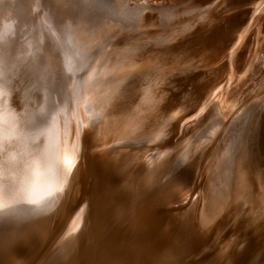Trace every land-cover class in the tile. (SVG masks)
Masks as SVG:
<instances>
[{"label":"rangeland","instance_id":"rangeland-1","mask_svg":"<svg viewBox=\"0 0 264 264\" xmlns=\"http://www.w3.org/2000/svg\"><path fill=\"white\" fill-rule=\"evenodd\" d=\"M15 1L17 5L19 4L18 5L19 7H16L17 5H15L16 3H14ZM190 1H193V0H190ZM211 1L212 3L210 4L208 3L205 6L206 8L204 6L200 7L199 5V7L198 6L194 7V10L191 9L190 10L191 12L189 10H185V11L181 10L182 12L181 11L179 12L178 11L179 9H175L174 12L173 11L171 12L172 10L171 8H168L166 10L168 13L164 11V13H166L167 15L172 14V16H167V15L164 16V14L160 12L162 11L163 7L162 9L157 7L156 8L157 11L156 10L154 11L156 12V14L160 15L159 18H158L159 15H156V14H154V16L152 17L151 16L149 17L148 14L152 12V9H149L151 10L150 12H146V9L149 8V5L148 3H143L140 6L143 7L145 5L144 7H146V8L143 7L145 9V12H143L144 15L139 14L141 17L138 16L139 17L138 20H133V21L130 20V24L127 26H130L132 28L130 30L126 28V30L128 31H125L126 33L129 34L128 36L124 32L120 33V36H119V39H122V38L126 39V37L130 36V40H131L130 44H126V46L123 45V47L121 46L124 57L128 59H125V58L121 59V57H117L116 55H111V57L107 55L106 58L96 60L94 63L95 68L93 66V69L89 72V74L92 76V78L91 77L88 78L89 86H88L87 93L89 94V96H86L87 94L85 95L86 97H83V95H81V98L77 102V105H75V108H73V104L70 103V99H69L70 96L65 98V110L66 111L65 110L63 111L65 112L63 114V117L62 115H60L61 112H58V114L56 113L54 115L52 126L54 129L57 128V130H55V132L56 131L57 132L54 134H56L58 139L60 138L59 144L62 142L61 148L59 147V150H58L59 152L58 157L60 159L58 161L61 163V166H59V169L63 170L66 167V165L65 164L62 165V163H64V161L67 163L68 160L71 159L69 165L67 163L68 169L65 170V173L66 171L68 172L67 173L68 176L67 177L64 176V179L62 178V180L60 181L61 184H59V187H58V190H60L61 192L58 196L59 202H57L52 207L53 210L52 208L49 207L48 209L49 212L48 210H46L45 212L43 211L40 215V218H42V220L40 221V223L37 224L36 226L37 228L34 226L35 227L34 232L36 233L37 237H40L41 240L43 241L45 240V237L47 238L50 236L49 237L50 239L48 240V242L46 241L47 243L44 246L43 251L38 255V259L34 261L32 264H49L51 262H52L51 264H87L89 263L90 261L88 262V257L86 255V252L83 246H85L84 243L88 241L87 240L88 235L90 236L92 235V231H91L92 228H96L97 230H100V232H102V235L100 238L97 237L99 238L97 242L96 236L98 235H95L96 229L93 231L92 237H94V239L92 240L90 246L94 248H92L93 251L91 252V256L96 255V253H98L97 251V247H98L100 248L99 251H104L110 257H115V259L123 258V261L121 262V264H136L134 260H136L138 257L140 258V260H139V263L137 264H160L159 257L157 261L154 260V257L152 256V253H153L152 250L150 251L148 250L143 255L139 254V250L137 246L141 245L142 247H144L147 244V241H145V239L138 237V235L134 233L133 228L131 230H127L129 226V222H130L129 216L132 215L133 212L138 207V206L135 207L133 203L134 200L137 201L138 199H135L136 197H133L132 195H130V191L132 190V187H133L132 181L136 178V177L133 178V176H131L130 174L131 172L116 170V172L118 171H121V172L115 174V176L112 175L113 174L112 172L107 177L108 178L107 181H106V177L103 175L99 176L97 174L98 176H96V172L94 171L93 163L90 158V157L94 158L96 156V153H95V156L92 155L95 150L92 148L93 146L92 144L94 142H90L91 143L90 146H88V143L85 146L87 153L83 159L84 162L81 165L82 166L81 175L78 174L79 175V179L77 178L78 181L75 182L74 184H71L72 175L70 176L71 174L70 170L72 171L74 170L73 169L75 165L74 163L78 161L76 158V154L77 155L79 154L78 147L81 141V134H82L81 131L82 130L85 131L84 126L87 124L86 126L88 127V130H86V132L89 131L90 133L91 132L90 128L94 127L93 129L96 130V127H97L96 125H98L101 122V121L95 122L94 120L95 117L98 118V116L95 115L94 117L92 115V113L94 114V112L96 111L95 109H98L99 112L103 114L105 113L109 114L111 116L110 121L112 122L113 126H115V124L119 125L120 123H122L123 125H126L125 119H129L128 124L132 122V126H130L131 127L130 131L131 130L133 131V129L136 127V129L133 132L131 131L132 142H130L131 143L130 146L132 147V150L133 151L136 149H139L140 151L141 149H143L144 151L150 150L148 152H151V155L154 154L153 156H155V158L156 157L158 158V159H155L154 161L151 160L150 166L152 168V171L143 177H139V180H138L139 182L135 183V184H141L140 186H142L141 192L137 190L138 188H136V186H134L135 187L134 190L136 194L139 192L140 193L145 192V188H144L145 184L147 186L146 187L147 192H149V190L152 191L153 189L157 188L158 186L157 183H154V184L152 183L153 179L155 178L154 173H157L156 172L157 170H161V168L164 169L169 166L173 168L179 167V168H182L183 170L186 169L185 176L188 177V183L186 182L184 184L183 188L185 189H180L181 191L179 192L181 194V197L179 196L175 198V200L177 201L171 200L170 205H169L170 209L168 210L166 209L165 212H167L168 215L175 216L178 219L180 218L184 220V218H187L190 221L189 223L192 224L191 227L194 228L195 231H198L200 229L201 232L208 233L210 230H213V233H212L211 239L209 240L210 242L208 240H207L208 242L203 241L205 244L202 242L200 245L196 247H191L190 253H186L183 257H180L181 260L183 261L185 260V264H200L203 261H204V264H223L224 260L222 258L217 259L216 254H215V250L219 249L220 245L221 246L227 245L228 241L229 242L234 241L233 246L229 245V249L228 251H226L227 252L226 257L228 258L231 255H235V253H233L235 251V248L236 250L242 249L241 248L242 244L239 243L240 240H243L244 238L252 239V235H254L255 237H259L260 235H257V234L259 231H262V230H263L262 235H264V139H263L264 138L263 137L264 135V128H263L264 127V75H263L264 68L262 69V67H264L262 66L264 65V48H263L264 47V20H262L264 19V7L261 10L260 8L256 10V13L254 15L255 17L253 16L251 17V19L248 20L246 16V11L252 8L253 5L254 6L257 5L258 7L264 6V0H244V1L243 0H236V1L235 0H222V2H220V0H211ZM46 2L47 1H45V3ZM23 3L25 4L29 3L33 6H37V3L34 2V0H29V1L24 0V2L23 0H8V1L0 0V18H1L0 26H2L6 21L5 23L6 25L4 24V28L6 29L7 27L6 30L3 27H1L0 30H2V32L0 34V38L1 40L5 39L3 37H6V40L8 39L7 42H5V44L9 42L8 47H6V49H4L5 51L3 52L4 58L1 57L2 60L0 61V62L6 61V63L4 62L5 66L0 65V70L2 71L0 72V78H1L0 82L2 83V85L5 80L7 81L9 80V76H11L12 74L15 75L17 73L16 71L19 70L18 62L20 61V57L18 58L14 56V55H17L16 53L17 47L15 48L16 50L15 49L12 50V47L15 45V42H17L18 39L19 41H21L20 38L22 39V41L25 39H28L29 41H31L30 39H33L34 37H38V36L40 37L39 30H42V29L45 30V25L43 24L42 26L40 23L34 24L33 27H29L30 24L27 25L24 20L21 21L23 22V24L21 25H18L16 23L17 19L14 17L12 18V16L17 15L19 14V11H22ZM167 5L169 4H166V6ZM80 6L82 9H88L89 11L95 12L97 15H102V14H99V11L101 12L106 11L104 10V7H101L100 5L97 6V4L95 5L94 0H83L81 1ZM127 6L129 7L132 5H126L125 7ZM1 9L3 10L2 12H1ZM12 9L13 10L17 9L19 11H15V10L13 11ZM56 10L57 12H53V11L51 12L50 6H47L46 4V8H44L43 10L44 17L46 13L48 15L54 14L53 15L54 20L57 21V22L55 21L54 23L60 26V27L58 26V28L61 31L69 30L71 26H70V23L68 22L70 21H67V20L63 21V19L66 18L68 14L64 13V15H62L61 13L65 12L64 10L61 11L59 10V8H57ZM196 10L199 12H197ZM210 10H213V12L212 11L209 12ZM191 13H194V14H191ZM214 15L215 17H217L218 15V17L215 18ZM180 16H182L183 18ZM162 17L163 19L169 18V17H172L173 19L169 18V19H166V21H163ZM174 17L177 19L174 20ZM231 18H234V19L236 18V19L235 20L233 19L234 20L233 23H229V25L226 26V24H228V21L232 20ZM78 19L79 21H82L81 18H78ZM190 19L193 21H191ZM179 20L181 23L179 22ZM226 21L227 23L225 24ZM183 24L185 27H183ZM196 24H198L197 27L199 28L196 27ZM220 24H224V25H220ZM243 24L245 25L243 26ZM192 25H193V28L191 29ZM221 27H223V29ZM259 28H261L260 31H259ZM214 29H216V31H214ZM224 29H225V32L227 33L223 31ZM239 29L244 30L243 35L240 34L241 31ZM174 30L176 31V33L180 32V35L179 34L176 35ZM183 30L184 31L186 30V32L184 33ZM190 30L191 32H189ZM208 30L211 32H209ZM217 30L218 32L219 31L220 32L218 33ZM233 30L235 31L233 32ZM256 30L258 31V34H256L257 32ZM98 32H99L98 35L101 34V37H102L103 36L102 33H104V30L99 29ZM207 32L211 34H208ZM3 33H5L6 35ZM160 33L163 35H161ZM203 33L205 34V36ZM237 33H239V35ZM254 33L256 36L257 43L259 44H257L255 41L250 42L251 38H253L251 36L252 35L254 36ZM148 34H150L151 36ZM233 34L234 36H232ZM25 35L27 36V38H25L26 37ZM156 35L158 38L156 37ZM183 35L184 37H182ZM219 35H221V38H219L220 37ZM229 35L231 38L229 37ZM17 36L19 38L16 39ZM85 38L90 39V35H88ZM162 38L163 40L157 41V39H162ZM197 38H199V40L201 41L204 39V42L197 40ZM182 39L186 43L188 42L187 43L188 45ZM212 39H214L212 42L213 44L211 43ZM220 39L222 40L224 39L225 42L228 41L229 43L228 42L225 43L224 41ZM181 40H182V43H184V45L186 46L181 44ZM247 40H249L248 41L250 42L249 44ZM115 41H117V39H115ZM153 41H155L156 43ZM220 43H221V46L219 48L223 51L222 52L223 54L220 53V51H217L219 48L215 46V45H219ZM28 45L33 46L32 42H29L26 45V49H29ZM36 46H34V48ZM205 46H210V47H205ZM179 47L181 49H179ZM203 47H204V50H202ZM243 47L247 48L249 52ZM213 49H217V50H213ZM250 51L253 53V55L252 53H250ZM6 52L8 53L7 55H5ZM197 52H200V53H197ZM11 53L14 55H12ZM177 53H178V56H177ZM241 53L242 54L246 53L245 54L246 56L243 55L244 56L243 57ZM247 53L251 55H248ZM179 54L180 55L182 54L183 56L182 55L180 56ZM199 54H202V57L201 55L199 56ZM9 55L10 57H13V58H10ZM238 57L240 60L238 59ZM169 58H170V61H169ZM227 58L230 59V61H233L232 62L233 65L231 67H228L229 62ZM175 59L176 60L178 59L177 60L178 63L176 62ZM217 59H220V60H217ZM166 60H168L169 62ZM10 61L11 62L13 61L18 66L15 65L12 67L11 64L13 62L11 63ZM172 61L173 63H171ZM214 61H216L217 63ZM197 62H199L200 64ZM211 62L214 64H212ZM247 62L249 63V65H247L248 64ZM165 63L167 65L168 64L170 65V66L168 65L170 69L167 68V65ZM8 64L9 66L7 67ZM101 64L107 65L106 67L105 65L103 67V69H105V72H106L105 75L103 76L99 72L96 73V71H98ZM188 64H190V68ZM238 64H240L241 68L239 67ZM258 64H260L261 68L260 66L257 67ZM175 65L176 66L178 65V66L175 67ZM4 69L7 73H5ZM9 69L11 73L8 71ZM14 69L16 71H14ZM73 69H72L73 71H76L75 68ZM167 69L169 70L173 69L174 72L173 70L169 71ZM219 73H220V76H219ZM158 74L160 76H158ZM2 78L4 80H2ZM55 79L56 81H58L57 78ZM102 81L104 82L102 83ZM7 83H9V85L12 84V82L11 83L7 82ZM72 83H73L72 80H70L68 83L69 87L73 85ZM3 87L5 88V86ZM99 89H101L102 93ZM233 93L234 94L237 93V94L234 95ZM91 94L94 97L93 96L90 97ZM3 103H5L3 105H8L7 103L11 104L12 101L7 100L6 102H3ZM69 111H71V113ZM64 116H65V119H64ZM75 116H76V119L74 120ZM104 116L105 115H100L99 118L104 120L105 118ZM189 118H191V120L193 119L194 122H192ZM98 120L99 119H97V121ZM119 121L121 122L119 123ZM180 122L182 123V125ZM69 123L71 124V126ZM247 123L248 124L250 123V124L248 125ZM253 123H255V126L257 127H254ZM190 124L193 128H195L196 126L198 128L196 127V130H194L191 133V135L188 132L185 134V129L183 126L186 125L187 129H190L192 128L190 127ZM103 126H106V129L109 128V125L107 126L104 124ZM236 126H237V130H236ZM65 127L66 128L69 127V132L71 133V134L69 133L70 136L64 135L63 132H64ZM59 128H61V130ZM177 128H179V130H176ZM213 128H215L214 132L211 131L213 130ZM181 131L184 133H178ZM231 131H232V135H234L233 141L236 139L238 141L239 139L238 142H240V144L241 143L243 144V145L241 144V146L246 147L248 145L247 148L249 150L245 149V151L243 152L245 155L246 154L247 155L245 157L240 156V155L239 156L249 162L250 169L254 170V173H252L251 178L252 179H256V177L259 178V180H256L258 183L257 189L261 191H258L256 188L254 189L250 188V191L254 193L255 198H257V200L255 199L256 203L252 202L251 201L252 197L250 196V194L252 193L249 194V191H247L248 189L246 190V187L244 186V185H247L248 182L244 178V174H243L244 172H243L242 167L238 164V167H236L237 169L236 180L238 181L239 185L244 187L245 194L241 196L236 195V198L233 199V201L231 202L230 200L229 201L227 200V196L225 195V198L222 200V202L220 201L222 199L221 198L219 202L216 204V205L219 204V206H216V205L213 206L212 205L213 200L210 195H207L206 192L205 194L203 193L204 195L207 196V198L204 199V195L202 194V186H203V183L206 181V178H208V175L212 174L213 172L212 169L214 168L218 169L220 166H222L221 167L222 169H228L229 166L230 168L232 167L233 160L230 157L227 158L226 154L224 156L225 150L227 152L226 146L230 138L232 137V136H228L229 132ZM235 134H238L239 136ZM119 141L123 143V145L125 144L124 140L121 139ZM68 142L70 144L69 151L71 152V154L69 152V155L66 151H63L62 149L64 147V144ZM111 143L112 145L108 147L107 149L112 150V147L116 148V146L119 145L118 143H115V142H111ZM71 146H73L74 148H72ZM241 146H240V150H241ZM39 147L40 146L36 147L38 151L40 150ZM115 151L116 149H113L114 154H115ZM124 154L125 155L123 156L126 160L127 154L126 153ZM118 155H121V154H118ZM98 156L99 154L97 155V158L96 157L94 158V161L95 160L97 161V159L102 160V156L100 157ZM66 157L67 158L69 157V159H67ZM108 157L110 158V156ZM89 158H90V161H89ZM113 158L115 159V156ZM117 159L118 157L114 160L115 164L112 163V166L115 167L117 164H120L123 158L121 160H117ZM147 159L149 160L150 158H147ZM234 160H237L236 157L234 158ZM142 161L143 159H140L139 161H136V162L134 161L133 162L134 168L139 167V165L141 166L143 164ZM90 163L92 164V166H89ZM103 164L106 167H110V169H112L111 162L110 163L103 162ZM181 164H182V167H180ZM130 170L131 169H129V171ZM51 172L54 173V168L53 170L51 169L50 173ZM117 176L120 179L122 178L123 181L125 182V184L122 187L124 188L128 196L122 197L124 198L123 200L119 199L121 198V196H119L118 193L123 192V188L121 187V185H119V188L117 187L118 186V181H116ZM130 177L133 180L128 181L127 179H130ZM261 178L263 182L261 181ZM211 181L210 182L208 181V182L211 183ZM125 185H127V187H124ZM212 185L213 186L215 185V187H217L218 189L219 188L221 189L220 179H218L217 181L216 180L212 181ZM127 188L129 190H127ZM210 188L211 187H207L205 189H210ZM98 191L99 193L100 192L102 193V196L100 199H99ZM56 193H58V191ZM147 194L149 195L150 193H147ZM61 198H62V201H61ZM100 200L103 203V209L105 212V213L103 212L102 214L103 216L104 215L105 216L104 218H102L101 222L97 224L96 223L97 219H95V216L93 217L94 213L92 214V210H93L92 204L95 203V206L101 205ZM254 203L257 205V207H255ZM89 205L91 206V208L89 207ZM125 206L127 207V210H129L130 212L128 213V215L126 214L122 215L124 212ZM97 208L99 209V206ZM222 209H224V211ZM50 212L52 215L50 214ZM202 220L209 221V222L207 221V225L205 229L202 228L201 226ZM161 222H159L160 225L158 227L162 229L163 225L165 224H164V221L163 223ZM239 222L241 223L239 224ZM236 223H238L240 227L243 225L242 234H241L242 237L238 235L237 233H233L232 231ZM158 224H156L155 226H157ZM93 225H95L96 227H93ZM79 231L81 232L80 235H79L80 233ZM216 233L217 234L219 233L218 234L219 237H215ZM30 238L31 237H28V240H30ZM111 238H113L114 240H111ZM141 240L143 242H141ZM26 241H27V238L25 239V242ZM261 242L264 243L263 240L262 241L260 240V242L257 244H260ZM34 243H35V240H34ZM151 244L152 246L155 245V243H151ZM238 244L240 245L237 246ZM255 244H256L255 242L254 243L252 242L251 245H255ZM169 245L173 246L172 243ZM199 246H201L202 248ZM164 247H166V245H164ZM254 249H256V247H254ZM252 256L253 255H251V257ZM210 259L212 261H210ZM21 264H24V262ZM255 264H264V253L260 255V258L256 261Z\"/></svg>","mask_w":264,"mask_h":264},{"label":"bare ground","instance_id":"bare-ground-1","mask_svg":"<svg viewBox=\"0 0 264 264\" xmlns=\"http://www.w3.org/2000/svg\"><path fill=\"white\" fill-rule=\"evenodd\" d=\"M8 1V0H7ZM29 1V0H28ZM45 1H47L46 3H45ZM34 0V2H36L37 3V6H33V5H31V4H29V3H27V4H25V3H23L22 4V11H19V10H15V11H19V14H17V15H15V16H12V18L14 17V18H16L17 19V21H16V23L18 24V25H21V24H23V22H21L22 20H24L25 22H26V24L27 25H29L30 24V26L29 27H33L34 26V24H41L42 26H43V24L45 25V30L44 29H42V30H39V34H40V37L38 36V37H34L33 39H30L31 41H29L28 39H25V40H23L22 41V39L20 38V40L21 41H19V39H18V47H17V55L19 56H22V57H20V61H19V59H18V63H19V69H23V74L25 75V79H23L22 81L20 80V81H18L17 79L18 78H16L17 77V73L15 74V75H11V76H9V80H8V82H12V84H10L9 86H7V87H17V85H19V83H25L26 81L29 83V82H31L32 81V79L34 80V81H38L39 83H41V85H42V82L44 83V80H46V78H44L43 79V77L41 76L42 74H43V71H47V67L49 66L51 69H53V75H50V72H49V77L48 78H50V77H54V78H57V76L56 75H58V76H60V77H63V76H65V74H68L69 72H70V76H72L71 75V71H72V67H71V65L69 66L68 65V67L66 66L67 65V61L68 60H71V63L73 64L74 63V61H75V63H76V61H80V58H79V60L75 57V56H71L70 54L71 53H69L70 52V50H71V47H69L68 45H66L65 43H63L62 42V44H65V45H62V47H53V45H52V43L50 44L49 42H52V40H53V38L52 37H50L49 35L51 34V33H53V34H55L56 36H59V32H62L59 28H58V26L59 25H57V24H55L54 22L56 21V20H54V14L53 15H48L47 13L45 14V17H44V14H43V10H44V8H46V4H47V6H52V4H50V3H48V0ZM81 1H83V0H69L68 1V3H71V7H73V8H76V10H78V8L77 7H80V9H82L81 8V6H80V4H81ZM120 2H122L123 0H119ZM124 1H126L125 2V4L123 5V2H122V6L123 7H125L126 5H132V8H134V9H136V7H138L139 9H144V8H146V7H142V6H140V5H142L143 3H148V5H149V8H147L146 9V12H150L151 10H149V9H152V12L151 13H149L148 14V16L150 17H152V16H154V14H156V12L154 11V10H156L157 11V7H159V8H161L162 9V7H163V9H162V11H160V12H162L163 14H164V16L165 15H167L166 13H164V11L165 12H167L166 10L168 9V8H171L172 10H171V12L173 11H175V9H179L178 11L180 12L181 10H191V9H193L194 10V7H199V5H200V7L201 6H206L208 3L210 4V3H212V1L211 0H193V1H188V0H124ZM236 1V0H235ZM234 1V2H235ZM244 1V0H243ZM23 2H24V0H23ZM33 2V1H32ZM186 2H188V3H186ZM220 2H222V0H220ZM226 2V1H225ZM14 3H16V1L14 2ZM84 3V2H83ZM182 3H184V4H182ZM246 3V2H245ZM34 4V3H33ZM55 4V3H54ZM53 4V5H54ZM85 4V3H84ZM166 4H169V5H167L166 6ZM14 5V4H13ZM15 5H17V3L15 4ZM19 5V4H18ZM16 6V7H19V6ZM21 5V4H20ZM87 5V4H86ZM89 5V4H88ZM95 5H96V3H95ZM177 5H179V6H177ZM213 5H214V3H213ZM220 5V4H219ZM231 5V4H230ZM232 5H233V3H232ZM263 5V4H262ZM98 6V5H97ZM121 6V7H122ZM146 6H147V4H146ZM209 6V5H208ZM221 6V5H220ZM15 7V6H14ZM55 7H57V6H55ZM90 7V6H89ZM96 7V6H95ZM120 7V8H121ZM128 7V6H127ZM213 7V6H212ZM225 7V6H224ZM228 7V6H227ZM263 7L264 6H260V7H258L257 5H253L252 6V8H250L249 10H247L246 11V16H247V18H248V20L249 19H251V17H253L254 15H255V13H256V10H258L259 8H260V10L261 9H263ZM206 8V7H205ZM204 8V9H205ZM207 8H209V7H207ZM92 9V8H91ZM203 9V10H204ZM228 9V8H227ZM11 10V9H10ZM13 10V9H12ZM13 10V11H14ZM83 11H85V9H82ZM88 10V9H87ZM170 10V9H169ZM168 10V11H169ZM192 10V11H193ZM245 10V9H244ZM3 10L1 9V12H2ZM66 11H68L67 9H66ZM65 11V12H66ZM197 11V10H196ZM213 12V10H210L209 12ZM144 12H145V9H144ZM155 12V13H154ZM182 12V11H181ZM191 12V11H190ZM194 12V11H193ZM197 12H199V11H197ZM214 12H215V10H214ZM263 12V11H262ZM102 13H104V12H102ZM159 13V12H158ZM168 13V12H167ZM176 13V12H175ZM202 13H204V12H202ZM201 13V14H202ZM62 14V13H61ZM70 14H72V13H70ZM141 14V13H140ZM152 14V15H151ZM162 14V15H163ZM184 14V13H183ZM191 14H194V13H191ZM262 14V13H261ZM82 15H87V13H83ZM142 15V14H141ZM144 15V14H143ZM156 15H159V14H156ZM182 15V14H181ZM189 15H190V13H189ZM259 15V14H258ZM138 16H140V15H138ZM167 16H172V14H168ZM177 16H178V14H177ZM187 16V15H186ZM193 16H195V15H193ZM192 16V17H193ZM197 16H199V15H197ZM210 16H212V15H210ZM245 16V15H244ZM245 16V17H246ZM3 17V16H2ZM4 17H6V16H4ZM68 17V18H67ZM67 17L66 18H64L63 19V21H70V22H68V23H70L71 24V17H73V16H70V15H67ZM141 17V16H140ZM143 17H145V16H143ZM142 17V18H143ZM160 17V15L158 16V18ZM180 17H182V16H180ZM188 17V16H187ZM214 17H215V15H214ZM213 17V18H214ZM217 17H218V15H217ZM217 17H215V18H217ZM255 17V16H254ZM59 18V17H58ZM62 18V17H61ZM141 18V19H142ZM169 18H171V19H173L172 17H169ZM169 18H165V19H163V17H162V20L163 21H166V19H169ZM179 18V17H178ZM183 18V17H182ZM190 18V17H189ZM206 18V17H205ZM204 18V19H205ZM212 18V19H213ZM227 18V17H226ZM225 18V19H226ZM247 18H245V19H247ZM1 19V18H0ZM11 19V18H10ZM175 19H177V18H175L174 17V20ZM195 19H196V17H195ZM207 19V18H206ZM230 19V18H229ZM228 19V20H229ZM232 20L231 21H228V24H226L227 23V21L225 22V24H226V26L227 25H229V23H233V21L236 19H234V18H231ZM234 19V20H233ZM240 19V18H239ZM4 20V19H3ZM180 20H181V18H180ZM180 20H179V22H180ZM191 20V19H190ZM203 20V19H202ZM211 20V19H210ZM243 20H244V18H243ZM242 20V21H243ZM258 20V19H257ZM262 20H264V19H262ZM10 21V20H9ZM61 21V20H60ZM160 21H161V19H160ZM160 21H158V22H160ZM168 21V20H167ZM191 21H193V20H191ZM217 21V20H216ZM239 21V20H238ZM57 22V21H56ZM81 22L82 21H79V19H75L74 20V23L76 24V26L75 27H77V25L78 26H80L81 28H84L85 30H83V32L84 31H86V29H87V27L86 26H84L83 24H81ZM88 22V21H87ZM135 22V21H134ZM157 22V21H156ZM155 22V23H156ZM185 22H187V21H185ZM236 22V21H235ZM249 22V21H248ZM5 23H6V21H5ZM4 23V24H5ZM84 23V22H83ZM181 23V22H180ZM190 23V22H189ZM208 23H209V21H208ZM207 23V24H208ZM214 23V22H213ZM246 23V22H245ZM63 24V23H62ZM160 24V23H159ZM177 24V23H176ZM179 24V23H178ZM192 24V23H191ZM190 24V25H191ZM195 24V23H194ZM236 24V23H235ZM234 24V25H235ZM260 24H262V23H260ZM6 25V24H5ZM65 25V24H64ZM162 25V24H161ZM181 25V24H180ZM179 25V26H180ZM188 25V24H187ZM197 25L198 24H196V27H197ZM209 25V24H208ZM220 25H224V24H220ZM233 25V24H232ZM242 25V24H241ZM245 24H243V26H244ZM68 26V25H67ZM164 26V25H163ZM1 27L2 26H0V29H1ZM28 27V26H27ZM60 27V26H59ZM62 27V26H61ZM173 27V26H172ZM182 27V26H181ZM183 27H185L184 26V24H183ZM236 27V26H235ZM3 28H4V26H3ZM65 28V27H64ZM68 28V27H67ZM187 28H189V27H187ZM193 28V25L191 26V29ZM197 28H199V27H197ZM222 29H223V27H221ZM226 28V27H225ZM231 28V27H230ZM240 28V27H239ZM263 28V27H262ZM5 29V28H4ZM6 29H7V27H6ZM5 29V30H6ZM70 29V28H69ZM76 30H75V32H72L71 33V38H72V40H73V42H75V41H77V39H78V37H79V35H80V30H82V29H80V30H78V28H75ZM163 29V28H162ZM177 29V28H176ZM182 29V28H181ZM186 29V28H185ZM218 29V28H217ZM221 29V30H222ZM228 29V28H227ZM260 29L261 28H259V31H260ZM44 30V31H43ZM56 30H57V34H56ZM135 30V29H134ZM156 30V29H155ZM160 30V29H159ZM158 30V31H159ZM165 30V29H164ZM173 30V29H172ZM187 30V29H186ZM186 30L184 31V33L186 32ZM238 30V29H237ZM240 30V29H239ZM30 31V30H29ZM175 31V30H174ZM179 31V30H178ZM209 31V30H208ZM214 31H216V29H214ZM214 31H213V33H214ZM224 32H225V29L223 30ZM229 31H230V29H229ZM235 30H233V32H234ZM241 32H240V34L241 35H243V33H244V30H240ZM257 31V30H256ZM28 32V31H27ZM148 32H149V30H148ZM151 32V31H150ZM161 32H163V31H161ZM189 32H191V30L189 31ZM188 32V33H189ZM193 32V31H192ZM209 32H211V31H209ZM217 32H218V30H217ZM220 32V31H219ZM218 32V33H219ZM222 32V31H221ZM223 32V33H224ZM232 32V33H233ZM146 33H147V31H146ZM175 33H176V31H175ZM174 33V34H175ZM182 33V32H181ZM197 33V32H196ZM208 33V32H207ZM216 33V32H215ZM225 33H227V32H225ZM230 33V32H229ZM260 33V32H259ZM3 34H5V33H3ZM7 34H8V32H7ZM27 34V33H26ZM103 34V33H102ZM134 34V33H133ZM144 34V33H143ZM157 34V33H156ZM161 34V33H160ZM159 34V35H160ZM166 34V33H165ZM170 34H171V32H170ZM169 34V35H170ZM172 34H173V32H172ZM177 34H179L180 35V32H178V33H176V35ZM192 34V33H191ZM204 34V33H203ZM208 34H211V33H208ZM221 34V33H220ZM238 35H239V33H237ZM256 34H258V31L256 32ZM6 35V34H5ZM31 35H33V34H31ZM52 35V34H51ZM146 35V34H145ZM148 35H150V34H148ZM161 35H163V34H161ZM160 35V36H161ZM182 35V34H181ZM237 35V36H238ZM261 35V34H260ZM26 36V35H25ZM29 36H30V34H29ZM88 36V35H87ZM87 36H85V37H87ZM151 36V35H150ZM154 36V35H153ZM152 36V37H153ZM189 36H190V34H189ZM204 36H205V34H204ZM213 36V35H212ZM220 37L219 38H221V35H219ZM224 36H226V35H224ZM232 36H234V34L232 35ZM237 36H236V38H237ZM3 37V36H2ZM7 37H8V35H7ZM139 37V36H138ZM143 37V36H142ZM149 37V36H148ZM156 37H157V35H156ZM170 37V36H169ZM180 37V36H179ZM182 37H184V35L182 36ZM210 37H211V35H210ZM216 37H218V36H216ZM229 37H230V35H229ZM251 37H253V38H251V40H250V42L251 41H255L256 43H257V40H256V36H255V33H254V36L252 35ZM3 38H5V39H3V40H1V38H0V61L2 60V58L1 57H3L4 58V56H3V52L5 51L4 49H6V47H8V43L7 44H5V42H7V40H6V37H3ZM17 38H19L18 36L16 37V39ZM25 38H27V36L25 37ZM137 38V37H136ZM147 38V37H146ZM158 38V37H157ZM164 38H166V37H164ZM172 38V37H171ZM204 38V37H203ZM218 38V39H219ZM223 38V37H222ZM226 38V37H225ZM231 38V37H230ZM235 38V39H236ZM140 39H141V37H140ZM144 39V38H143ZM169 39V38H168ZM195 39H196V37H195ZM202 39V38H201ZM227 39V38H226ZM246 39V38H245ZM133 40V39H132ZM147 40V39H146ZM150 40H151V38H150ZM150 40H148V41H150ZM158 40H163V38L162 39H157V41ZM180 40V39H179ZM183 40V39H182ZM182 40H181V44H183L184 45V43H182ZM193 40V39H192ZM197 40H199V38H197ZM213 40L214 39H212V41H211V43L213 42ZM220 40H222V39H220ZM249 40H247V42L249 41ZM10 41V40H9ZM155 41H156V39H155ZM155 41H153V42H155ZM167 41V40H166ZM170 41V40H169ZM184 41V40H183ZM195 41V40H194ZM199 41H201V40H199ZM203 42H204V39L202 40ZM201 41V42H202ZM222 41H224V39L222 40ZM29 42H32V44L33 43H36L37 42V46L36 45H33V46H30V45H28V47H29V49H26V45L29 43ZM44 42V43H43ZM161 42V41H160ZM172 42V41H171ZM185 42V41H184ZM192 42V41H191ZM225 42V41H224ZM226 42H228V41H226ZM225 42V43H226ZM233 42V41H232ZM250 42H248V44L250 43ZM16 43V42H15ZM156 43V42H155ZM159 43V42H158ZM186 43V42H185ZM188 43V42H187ZM186 43V44H187ZM193 43V42H192ZM210 43V44H211ZM229 43V42H228ZM227 43V44H228ZM231 43V42H230ZM255 43V44H256ZM23 44V45H22ZM167 44V43H166ZM195 44H197V43H195ZM205 44V43H204ZM209 44V45H210ZM213 44V43H212ZM252 44V43H251ZM254 44V43H253ZM257 44H259V43H257ZM262 44V43H261ZM260 44V45H261ZM10 45V44H9ZM178 45V44H177ZM188 45V44H187ZM207 45V44H206ZM215 45V44H214ZM223 45V44H222ZM224 45H226V44H224ZM244 45H246V44H244ZM34 46H36L35 48H34ZM184 46H186V45H184ZM212 46V45H211ZM216 47H220L221 46V43L219 44V45H215ZM214 46V47H215ZM139 47V46H138ZM183 47V46H182ZM193 47V46H192ZM201 47H202V45H201ZM205 47H210V46H205ZM213 47V48H214ZM223 47V46H222ZM252 47V46H251ZM250 47V48H251ZM135 48H137V47H135ZM244 48V47H243ZM247 48H248V46H247ZM247 48H244V49H246L247 50ZM264 48V47H263ZM176 49V48H175ZM179 49H181L180 47H179ZM178 49V50H179ZM186 49V48H185ZM188 49V48H187ZM210 49V48H209ZM227 49V48H226ZM16 50V49H15ZM139 50V49H138ZM189 50V49H188ZM202 50H204V47H203V49ZM208 50V49H207ZM213 50H217V49H213ZM252 50V49H251ZM255 50V49H254ZM260 50H262V49H260ZM72 51V50H71ZM183 51V50H182ZM199 51H200V49H199ZM217 51H220V53H222L223 51L219 48ZM244 51V50H243ZM248 51V50H247ZM8 52H9V50H8ZM12 52V51H11ZM33 52V53H32ZM137 52V51H136ZM203 52V51H202ZM205 52V51H204ZM210 52H212V51H210ZM225 52V51H224ZM249 52V51H248ZM254 52V51H253ZM32 53V59H33V62L35 63V64H39V67H40V69H42L41 70V72L39 73L38 71H36V69L34 68V66L33 67H31V68H29V55ZM182 53V52H181ZM183 53H185V52H183ZM194 53H196V52H194ZM197 53H200V52H197ZM207 53V52H206ZM250 53H252L251 51H250ZM8 53L6 52L5 53V55H7ZM12 54V53H11ZM26 54H29V55H27L26 56ZM134 54H135V52H134ZM203 54V53H202ZM202 54H199V56L201 55V57H202ZM223 54V53H222ZM233 54V53H232ZM242 54V53H241ZM246 54V53H245ZM245 54H242V56L243 55H245ZM248 54V53H247ZM12 55H14V54H12ZM34 55V56H33ZM172 55V54H171ZM180 55V54H179ZM182 55V54H181ZM180 55V56H181ZM204 55V54H203ZM207 55V54H206ZM205 55V56H206ZM248 55H251V54H248ZM252 55H253V53H252ZM26 56V57H25ZM162 56V55H161ZM175 56V55H174ZM177 56H178V53H177ZM183 56V55H182ZM197 56V55H196ZM209 56V55H208ZM241 56V55H240ZM246 56V55H245ZM256 56V55H255ZM9 57H10V55H9ZM39 57V58H38ZM134 57V56H133ZM176 57V56H175ZM200 57V58H201ZM227 57V56H226ZM230 57V56H229ZM228 57V58H229ZM244 57V56H243ZM242 57V58H243ZM250 57V56H249ZM254 57V56H253ZM6 58V57H5ZM10 58H13V57H10ZM132 58V57H131ZM184 58V57H183ZM227 58V59H228ZM263 58V57H262ZM77 59V60H76ZM133 59V58H132ZM165 59H166V57H165ZM172 59V58H171ZM179 59V58H178ZM177 59V60H178ZM238 59H239V57H238ZM247 59V58H246ZM245 59V60H246ZM251 59V58H250ZM5 60V59H4ZM99 60V59H98ZM134 60V59H133ZM174 60V59H173ZM176 60V59H175ZM177 60H176V62H177ZM183 60V59H182ZM216 60V59H215ZM217 60H220V59H217ZM240 60V59H239ZM238 60V61H239ZM16 61V60H15ZM22 61H24V63H26L24 66H23V62ZM43 61H45L46 62V64H44L45 62H43ZM132 61V60H131ZM163 61V60H162ZM166 61H168V60H166ZM169 61H170V58H169ZM168 61V62H169ZM195 61H197V60H195ZM200 61H201V59H200ZM199 61V62H200ZM242 61H244V60H242ZM252 61H253V59H252ZM5 63H6V61H4ZM3 61L2 62H0V63H2V64H0L1 66H5V63H4ZM11 62V61H10ZM13 62V61H12ZM11 62V63H12ZM42 62H43V65H42ZM168 62H166V63H168ZM175 62V63H176ZM181 62V61H180ZM194 62V61H193ZM199 62H197V63H199ZM206 62V61H205ZM214 62H216V61H214ZM228 67H231L232 65H233V61H230V59H228ZM262 62H263V60H262ZM112 63V62H111ZM111 63H110V65H111ZM140 63V62H139ZM138 63V64H139ZM165 63V64H166ZM171 63H173V61L171 62ZM174 63V64H175ZM178 63V62H177ZM212 63V62H211ZM217 63V62H216ZM240 63V62H239ZM248 63V62H247ZM249 63H250V61H249ZM249 63L247 64V65H249ZM259 63V62H258ZM108 64V63H107ZM174 64H172V65H174ZM180 64V63H179ZM191 64V63H190ZM190 64H188L189 65V68H190ZM194 64V63H193ZM192 64V65H193ZM200 64V63H199ZM212 64H214V63H212ZM103 65H105V64H103ZM162 65V64H161ZM167 65V64H166ZM169 65V64H168ZM168 65H167V68H169L168 67ZM202 65V64H201ZM239 65V67H240V64H238ZM98 66V65H97ZM154 66V65H153ZM160 66V65H159ZM170 66V65H169ZM178 66V65H177ZM176 65H175V67H177ZM197 66H199V65H197ZM206 66V65H205ZM224 66V65H223ZM227 66V65H226ZM260 66V64H258L257 65V67H259ZM262 66H264V65H262ZM13 67V66H12ZM106 67V66H105ZM142 67V66H141ZM162 67V66H161ZM219 67V66H218ZM217 67V68H218ZM16 68V67H15ZM55 68V69H54ZM95 68V67H94ZM157 68V67H156ZM174 68V67H173ZM183 68V67H182ZM200 68H202V67H200ZM208 68V67H207ZM211 68V67H210ZM213 68V67H212ZM241 68V67H240ZM260 68H261V66H260ZM259 68V69H260ZM264 67H262V69H263ZM6 69V68H5ZM5 69H4V71H5ZM12 69V68H11ZM160 69V68H159ZM161 69H163V68H161ZM170 69V68H169ZM169 69H167V70H169ZM176 69V68H175ZM216 69V68H215ZM7 70V69H6ZM74 70V69H73ZM153 70H155V69H153ZM166 70V69H165ZM171 70H173V69H171ZM171 70H169V71H171ZM203 70V69H202ZM212 70H214V69H212ZM217 70V69H216ZM223 70V69H222ZM9 72H10V69L8 70ZM14 71H16L15 69H14ZM100 71H102V70H100ZM158 71V70H157ZM164 71V70H163ZM185 71V70H184ZM228 71V70H227ZM264 71V70H263ZM0 72H2L1 70H0ZM13 72V71H12ZM159 72V71H158ZM157 72V73H158ZM161 72V71H160ZM173 72H174V70H173ZM213 72V71H212ZM219 72V71H218ZM239 72V71H238ZM262 72V71H261ZM4 73V72H3ZM2 73V74H3ZM5 73H7L6 71H5ZM14 73V72H13ZM96 73H97V71H96ZM96 73H94V74H96ZM157 73H155V74H157ZM186 73V72H185ZM224 73V72H223ZM1 74V75H2ZM28 74V75H27ZM47 74V76H48V73H46ZM260 74V73H259ZM202 75V74H201ZM217 75V74H216ZM264 75V74H263ZM3 76V75H2ZM7 76V75H6ZM5 76V77H6ZM158 76H160L159 74H158ZM215 76V75H214ZM219 76H220V73H219ZM218 76V77H219ZM8 77V76H7ZM27 77H28V79H27ZM30 77V78H29ZM44 77H46V76H44ZM96 77V76H95ZM197 77H199V76H197ZM4 78V77H3ZM2 78V80H4ZM91 78H92V76H91ZM101 78V77H100ZM203 78V77H202ZM212 78V77H211ZM14 79V80H13ZM70 79V78H69ZM155 79V78H154ZM162 79V78H161ZM160 79V80H161ZM200 79H201V77H200ZM216 79V78H215ZM253 79V78H252ZM259 79H260V77H259ZM89 80V79H88ZM197 80H199V79H197ZM0 81H1V78H0ZM6 81V80H5ZM101 81V80H100ZM104 81H102V83H103ZM152 82V81H151ZM194 82V81H193ZM1 83V82H0ZM98 83V82H97ZM196 83V82H195ZM58 84H59V82H58ZM108 84V83H107ZM92 85V84H91ZM115 85V84H114ZM96 86V85H95ZM103 86V85H102ZM107 86H109V85H107ZM194 86V85H193ZM192 86V87H193ZM72 88V86L70 87V89ZM104 89V88H103ZM109 89V88H108ZM100 91H101V89H99ZM125 90V89H124ZM4 91V92H3ZM179 91V90H178ZM88 92V91H87ZM96 92V91H95ZM106 92V91H105ZM114 92V91H113ZM184 92V91H183ZM92 93H94V92H92ZM100 93V92H99ZM101 93H102V91H101ZM112 93V92H111ZM147 93V92H146ZM63 94H64V92H63ZM132 94V93H131ZM137 94V93H136ZM135 94V95H136ZM231 94V93H230ZM234 94V93H233ZM235 94H237V93H235ZM234 94V95H235ZM65 95V98L66 97H68V96H70L69 97V99H70V103H72V101L74 102V105H77V100H76V96H74L75 94H74V92H68V93H66V94H64ZM64 95H61L60 97H62V96H64ZM101 95V94H100ZM241 95V94H240ZM74 96V97H73ZM87 96H89V94L87 93ZM93 95L91 94V96L90 97H92ZM104 96V95H103ZM230 96V95H229ZM94 97V96H93ZM97 97V96H96ZM65 98H64V100L62 99L61 101H60V107H59V110H58V112H61V114L60 115H62V117H63V114L65 113V112H63L64 110H65ZM225 98V97H224ZM11 99V100H10ZM12 101V103H13V100H12V98L11 97H9L8 95H6V92H5V90H4V87H3V85H2V83L0 84V110H2V108H4V107H8V105H3V104H5V103H3V102H6V101ZM67 100V99H66ZM76 100V101H75ZM97 100V99H96ZM68 101V100H67ZM102 102H104V101H102ZM108 102V101H107ZM85 103V102H84ZM7 104H10V103H7ZM86 104V103H85ZM94 104V103H93ZM219 104V103H218ZM79 106H80V104H79ZM94 106V105H93ZM92 106V107H93ZM88 107V106H87ZM99 107V106H98ZM102 108V107H101ZM80 109H81V107H80ZM93 109V108H92ZM187 109V108H186ZM94 110V109H93ZM96 111L94 112V114L92 113V115L95 117V115L96 116H98V118L97 117H95L94 118V120H95V122H100L99 124H100V126H99V124L98 125H96L97 127H96V130H94L93 128H90V134H89V138L86 140V141H89V140H91L90 142H94L95 143V145H94V143L92 144L93 146H92V148L93 149H95L94 150V152H93V156H95V153H96V158H97V155L99 154V156L98 157H100V156H102V160L101 159H97V161H96V163H95V161H94V164H93V168H94V171L96 172V176H100V175H103V176H105L106 177V181H107V177L113 172V176H115V174H117V173H119V172H121V171H118V172H116V170H122V171H128V172H131L130 174H131V176H133V178L134 177H136L134 180L133 179H131V177H130V179H127L128 181L129 180H133L132 182V185H133V187H132V190L130 191V195H132L133 197H136L135 199H138L137 201L136 200H134L133 201V203H134V205H135V207H137L136 208V210L133 212V214L132 215H130L129 217H130V219H129V226H128V228H127V230H131L132 228H133V231H134V233L136 234V235H138V237H140V238H142V239H145V241H147V244L144 246V247H142L141 245H138L137 247H138V250H139V254H141V255H143L145 252H147L148 250L150 251V250H152L153 251V253H152V256L154 257V260L155 261H157V259H158V257H159V260H160V264H185V260L183 261V260H181V258L180 257H183L186 253H190V250H191V247H196V246H198V245H200L203 241H206V242H208L210 239H211V237H212V233H213V230H210L208 233L207 232H201V230L199 229L198 231H195L194 230V228H192L191 227V223H189L190 221L187 219V218H184V220L183 219H178V218H176L175 216H171V215H168V213L167 212H165V210L167 209H170L169 207V205H170V201L172 200H175V198H177V197H181V194H180V192L179 191H181L180 189H185V188H183V186H184V184L187 182L188 183V177L187 176H185L186 175V169L185 170H183L182 168H179V167H177V168H173V167H171V166H169V167H166V168H164V169H162L161 168V170H157L156 172L157 173H154L155 174V178L153 179V181H152V183L154 184V183H157V188H155V189H153L152 191H150L149 190V192H147V186H146V184L144 185V188H145V192L144 193H140L141 192V189H142V186H140L141 184H135V183H137V182H139L138 180H139V177H143V176H145V175H147L148 173H150L151 171H152V168H151V166H150V164H151V160H155V159H158L157 157L155 158V156H153L154 154H152L151 155V152H148V151H150V150H148V151H144L143 149H141V151L139 150V149H136V150H132V147L130 146L131 145V143L130 142H132V139H131V131H130V129H131V127L130 126H132V122H130L129 124H128V122H129V119H125V124L126 125H123L122 123H120L121 121H119V125H116L115 124V126H113V124H112V122L110 121V119H111V116L109 115V114H103V113H101V112H99V110L98 109H95ZM101 110V109H100ZM66 111V110H65ZM87 111V110H86ZM91 111V110H90ZM103 111V110H102ZM124 111V110H123ZM131 111V110H130ZM58 112H56L57 114H58ZM70 113H71V111H69ZM83 112H85V111H83ZM105 112V111H104ZM128 113V112H127ZM59 115V116H60ZM100 115H105L104 117V120L103 119H101V118H99L100 117ZM111 115H112V113H111ZM196 115H198V114H196ZM195 115V116H196ZM207 115V114H206ZM255 115H256V113H255ZM194 116V115H193ZM61 117V116H60ZM60 117H59V119H60ZM192 117V116H191ZM247 117V116H246ZM263 117V116H262ZM75 118H76V116H75ZM74 118V119H75ZM99 119L98 121H97V119ZM201 118V117H200ZM58 119V120H59ZM64 119H65V116H64ZM187 119V118H186ZM185 119V120H186ZM190 120H191V118H189ZM198 119V118H197ZM261 119V118H260ZM62 120V119H61ZM185 120H184V122H185ZM259 120V119H258ZM65 121V120H64ZM63 121V122H64ZM189 121V120H188ZM192 122H194L193 121V119L191 120ZM195 121H196V119H195ZM62 122V121H61ZM60 122V123H61ZM71 122V121H70ZM114 122V121H113ZM117 122V121H116ZM239 122H241V121H239ZM18 123H20V120H18ZM181 123V122H180ZM180 123H179V125H180ZM188 123V122H187ZM237 123V122H236ZM235 123V124H236ZM244 123V122H243ZM70 124V123H69ZM109 125V128H107L106 129V126H103V125ZM185 124H186V122H185ZM241 124V123H240ZM245 124V123H244ZM248 124V123H247ZM250 124V123H249ZM248 124V125H249ZM254 124V127H257V126H255V123H253ZM59 125V124H58ZM87 125V124H86ZM84 126L85 127V131L84 130H82L81 132H83V133H85V134H87V132H86V130H88V127L87 126ZM181 125H182V123H181ZM188 125V124H187ZM239 125V124H238ZM252 125V124H251ZM258 125V124H257ZM261 125V124H260ZM9 125H7L6 127H8ZM24 126L26 127V128H28V129H31V126L28 124V121H25L24 122ZM70 126H71V124H70ZM74 126V125H73ZM189 126V125H188ZM62 127V126H61ZM105 127V128H104ZM180 127V126H179ZM184 127V129H185V134L188 132L190 135H191V133L194 131V130H196V127L195 128H193L192 126H191V124H190V127H192V128H190V129H187V127H186V125L185 126H183ZM182 127V128H183ZM16 128V127H15ZM63 128V127H62ZM76 128V127H75ZM198 128V127H197ZM207 128V127H206ZM234 128V127H233ZM233 128H232V130H233ZM259 128V127H258ZM258 128H256V129H258ZM264 128V127H263ZM60 130H61V128H59ZM70 129H71V127H70ZM136 129V127L133 129V131ZM173 129V128H172ZM255 129V128H254ZM33 131H36V128H33L32 129ZM57 130V129H56ZM63 130V129H62ZM176 130H179V128H177ZM214 130H215V128H213V130H211L212 132H214ZM236 130H237V126H236ZM240 130V129H239ZM79 131H80V129H79ZM132 131V132H133ZM57 132V131H56ZM55 132V133H56ZM61 132V131H60ZM77 132V131H76ZM101 132V133H100ZM242 132V131H241ZM251 132V131H250ZM64 135L65 136H70V132H69V127H65V129H64ZM70 133V134H69ZM78 133V132H77ZM76 133V134H77ZM178 133H184V132H178ZM231 133V134H230ZM235 133V132H234ZM37 134V133H36ZM184 134V135H185ZM206 134V133H205ZM256 134V133H255ZM39 135H42V132H41V130L39 131V133H38V138H39ZM56 135V134H55ZM60 135V134H59ZM79 135V134H78ZM77 135V136H78ZM189 135V136H190ZM194 135V134H193ZM235 135H237V136H239L238 134H235ZM262 135V134H261ZM228 136H232L231 138H230V140H229V142H228V144H227V146H226V149H227V152H226V150H225V153H224V156H225V154L227 155V158L228 157H230L233 161H232V167L230 168V166H229V168L228 169H222L221 167L222 166H220L218 169H216V168H214V169H212L213 170V172H212V174H209L208 175V178H206V181L203 183V186H202V194L204 193L205 194V192L207 193V195H210L211 196V198H212V200H213V202H212V205L214 206V205H216L218 202H219V200L222 202V200L225 198V195L227 196V200L229 201L230 200V202L231 201H233V199H235L236 198V195L237 196H241V195H244L245 194V189H244V187L243 186H241V185H239L238 184V181L236 180V177H237V174H236V172H237V169H236V165L238 166V164L242 167V169H243V174H244V178L247 180V182H248V184L247 185H244L245 187H246V190L247 191H249V194L250 193H252L251 191H250V188H252V189H254V188H256L257 189V186H258V183H257V181L256 180H259V178H257L256 177V179H252L251 178V175H252V173H254V170L252 169H250V166H249V162L248 161H246V160H244L242 157H240V156H243V157H245L246 155L243 153L244 151H245V149H248L247 147H248V145L245 147V146H241V144H240V142H238L239 141V139H238V141H237V139L236 140H234L233 141V139H234V135H232V131L231 132H229V135ZM61 137V136H60ZM122 137V138H121ZM263 137H264V135H263ZM23 138L25 139V137H24V135H23ZM67 138V137H66ZM120 138V139H119ZM197 138V137H196ZM228 138V137H227ZM56 139H57V137H56ZM60 139V138H59ZM75 139V138H74ZM112 139H114V140H112ZM124 140V142H125V144L123 145V143H121L119 140ZM151 139V138H150ZM194 139H195V137H194ZM264 139V138H263ZM152 140V139H151ZM197 140H199V139H197ZM254 140H256V139H254ZM253 140V141H254ZM75 141V140H74ZM77 141V140H76ZM138 141V140H137ZM227 141V140H226ZM225 141V142H226ZM66 142V141H65ZM111 142H115V143H118L119 145L118 146H116V148H114V147H112V150H110V149H107L108 147H110L111 145H112V143ZM62 143V142H61ZM76 143H78V142H76ZM98 143V144H97ZM139 143V142H138ZM260 143V142H259ZM68 144V143H67ZM73 144V143H72ZM91 144V143H90ZM63 145V144H62ZM87 145V144H86ZM175 145V144H174ZM173 145V146H174ZM243 145V144H242ZM252 145V144H251ZM70 146V145H69ZM90 146V145H89ZM240 146H241V150H240ZM72 148H74L73 146H71ZM242 147H243V149H242ZM61 148V147H60ZM91 148V147H90ZM256 148V147H255ZM92 149V150H93ZM113 149H116V151H115V154L113 153ZM153 150V149H152ZM249 150V149H248ZM254 150V149H253ZM87 151V150H86ZM224 151V150H223ZM25 152V154L27 153V154H29L30 153V151L28 152V150H25L24 151ZM52 152V151H51ZM67 152V151H66ZM257 152V151H256ZM64 153V152H63ZM87 153V152H86ZM92 153V152H91ZM124 153H126L127 154V159L125 160V158H124V156L123 155H125ZM203 153V152H202ZM255 153V152H254ZM22 155V156H18V163H17V161L15 160V159H13V158H11L10 156H8V155H5V154H2V153H0V185H2V181H5L6 182V180H8V184H7V188L4 190V191H2V190H0V264H7V263H13V261H14V259L16 258V257H18L19 256V254L22 252V250L24 249V242H25V239L27 238V240H28V235L26 236V238H24L22 241V243H20V244H17V245H15L16 243H14L13 242V240H12V236H11V232H14L15 230H17V229H19V230H23L24 232L23 233H27L30 229H31V225H32V223L34 224V226H36L38 223H40V221L42 220V218H40V215H41V213L44 211H46V210H48L49 209V207L50 208H52L57 202H59V194L61 193L60 192V190H58V187H59V184H61V180H62V178L64 179V176L65 177H67L68 176V172L66 171V173H65V170L66 169H68L67 168V163H68V165H69V163H70V160H68V162L66 163L65 161H64V163H62V165H66V167L64 168L63 166V170L62 169H59V166H61V163L58 161V160H60L59 159V157H58V154H59V152H58V149L56 150L55 149V151H54V153L52 154V155H54L53 156V158H52V161L51 162H44V161H42V163L40 164V165H38V166H41V167H39V169H34V172H33V175L32 176H29V177H27V176H25V173L21 170V166H22V163H27L28 161H29V159L30 160H32V158L31 157H25L26 155ZM65 154H67V153H65ZM70 154H71V152H70ZM73 154V153H72ZM118 154H121V155H118ZM4 155V156H3ZM68 155H69V153H68ZM230 155H232V156H230ZM240 155V156H239ZM108 156H110V158L108 157ZM115 156V159L118 157V159L117 160H121L122 158V161L120 162V164H117L115 167L114 166H112V163L113 164H115V162H114V157ZM85 157V156H84ZM94 157V158H95ZM108 157V158H107ZM154 157V158H153ZM197 157V156H196ZM236 157V159L237 160H234V158ZM60 158H61V156H60ZM65 158V157H64ZM63 158V159H64ZM67 158V157H66ZM91 158V157H90ZM113 158V159H112ZM146 158V159H145ZM147 158H150L149 160L147 159ZM226 158V159H227ZM260 158V157H259ZM67 159H69V157L67 158ZM74 159V158H73ZM140 159H143V161H142V165L140 166L139 165V167H137V168H134V161L136 162V161H139ZM160 159V158H159ZM225 159V158H224ZM223 159V160H224ZM187 160H188V158H187ZM90 161V160H89ZM63 162V161H62ZM73 162H75V161H73ZM103 162H105V163H110L111 162V167H112V169H110V167H106L104 164H103ZM193 162V161H192ZM226 162V161H225ZM99 163H101V164H99ZM153 163V162H152ZM248 163V164H247ZM72 164V163H71ZM75 164V163H74ZM166 164V163H165ZM35 165H36V162H35ZM129 165V166H128ZM131 165V166H130ZM133 165V166H132ZM138 165V164H137ZM257 165H258V163H257ZM52 166H54V170H55V172L53 173V172H51L50 173V167H52ZM89 166H92V164L90 163L89 164ZM177 166H179V165H177ZM37 167V166H36ZM153 167V166H152ZM180 167H182V164H181V166ZM226 167V166H225ZM224 167V168H225ZM4 168H6V170H7V172L5 171V169ZM56 168V169H55ZM69 169H70V167H69ZM129 169H131L130 171H129ZM113 170V171H112ZM183 170V171H182ZM191 170V169H190ZM16 171V175H17V182H16V184L14 185V186H12V187H9L10 186V184H13L12 182V179H9L10 178V176H9V174H12L13 172H15ZM71 172H72V170H70ZM74 171V170H73ZM222 171H223V173H222ZM251 171V172H250ZM116 172V173H115ZM250 172V173H249ZM7 174V175H6ZM78 174H80L81 175V172H79V173H77V175ZM98 174V175H97ZM77 177H79V175L77 176ZM121 177V176H120ZM72 178V177H71ZM203 178V177H202ZM201 178V179H202ZM218 179H220V187H221V189L219 188H217V187H215V185L213 186L212 185V181H214V180H218ZM212 180V181H211ZM116 181H118V188H119V185H121V187L125 184V182L123 181V179L121 178H119L118 176L116 177ZM211 181V183H209V182ZM261 181H262V178H261ZM5 182H4V184H5ZM183 182V183H182ZM208 182V183H207ZM246 182V181H245ZM263 182V181H262ZM257 183V184H256ZM244 184V183H243ZM134 186H136V188H138L137 190H139L140 192L139 193H137L136 194V192H135V190H134ZM261 186V185H260ZM259 186V187H260ZM124 187H127V185H125ZM187 187V186H186ZM207 187H211L210 189H205V188H207ZM214 187V188H213ZM258 187V188H259ZM123 188V187H122ZM149 189V188H148ZM127 190H129L128 188H127ZM221 190V191H220ZM258 190V189H257ZM58 191V193H56ZM258 191H261V190H258ZM138 192V191H137ZM147 193H150L149 195L147 194ZM186 193V192H185ZM213 193V194H212ZM248 193V192H247ZM203 194V195H204ZM248 194V195H249ZM98 195H99V199L101 198V196H102V193L100 192L99 193V191H98ZM118 195L119 196H121V198H119V199H124V198H122V197H125V196H128V194L125 192V190H124V188H123V192H120V193H118ZM184 195V194H183ZM202 195V196H203ZM248 195H246V196H248ZM196 196V195H195ZM200 196V195H199ZM250 196L252 197V202H255L256 203V201H255V199L257 200V198H255V194L254 193H252V194H250ZM186 197V196H185ZM188 197V196H187ZM207 198V196L206 195H204V199H206ZM116 199V198H115ZM101 201V200H100ZM175 201H177V200H175ZM137 202V203H136ZM184 202V201H183ZM196 203V202H195ZM254 203V204H255ZM18 204V205H17ZM20 204V205H19ZM24 204V205H23ZM59 204V203H58ZM57 204V205H58ZM177 204V203H176ZM182 204V203H181ZM204 204V203H203ZM56 205V206H57ZM91 205V204H90ZM89 205V207L91 208V206ZM142 205V206H141ZM18 206H21V208H18ZM55 206V207H56ZM99 206V209L97 208ZM145 206V207H144ZM208 206H209V204H208ZM216 206H219V204L218 205H216ZM83 207V206H82ZM182 207V206H181ZM255 207H257V205L255 204ZM89 208V209H90ZM220 208V207H219ZM45 209V210H44ZM92 214L94 213V215H93V217L95 216V219H97V224H99L100 222H101V220H102V218H104V216H103V212H104V209H103V203H102V201H101V205H97V206H95V203L94 204H92ZM97 209V210H96ZM25 210V212L26 213H29V214H26V215H24V216H22L21 215V212H23ZM52 210H53V208H52ZM57 210V209H56ZM194 210V209H193ZM201 210H203V209H201ZM223 211H224V209H222ZM48 212H49V210H48ZM47 212V213H48ZM177 212V211H176ZM105 213V212H104ZM128 213H130L129 212V210H127V207L125 206V208H124V212H123V214L122 215H128ZM50 214H51V212H50ZM49 215V214H48ZM52 215V214H51ZM54 215V214H53ZM43 216V215H42ZM47 217V216H46ZM46 217H45V219H46ZM56 217V216H55ZM125 217V216H124ZM244 217V216H243ZM44 219V220H45ZM50 219V218H49ZM53 219V218H52ZM257 219V218H256ZM47 221V220H46ZM46 221H44V222H46ZM162 221V222H161ZM163 221H164V224L165 225H163V227H162V229L161 228H159L158 226L160 225V223L159 222H161V223H163ZM207 221L208 220H205V221H201V226H202V228H204L205 229V227H206V225H207ZM209 222V221H208ZM42 223V222H41ZM48 223V222H47ZM52 223V222H51ZM159 223V224H158ZM241 222H239V224H240ZM44 224V223H43ZM96 224V225H97ZM156 224H158L157 226H155ZM44 227V226H43ZM94 227H96V226H94ZM242 227H243V225L240 227V225H238V223H236L235 224V226H234V228L232 229V231H233V233H237L238 235H240L241 237H242ZM37 228V227H36ZM41 228H42V226H41ZM39 229V228H38ZM40 231V230H39ZM38 231V232H39ZM45 231V230H44ZM96 231V230H95ZM80 232V231H79ZM98 232H99V234H98ZM262 232H263V230L262 231H259L258 232V234L257 235H260L259 237H255L254 235H252V239H246V238H244L243 240H240L239 241V243L240 244H242V249H240V250H236V248H235V251L233 252V253H235V255H231V256H229L228 258L226 257V254H227V252L226 251H228V249H229V245H232L233 246V244H234V241H228V243H227V245H223V246H221L220 245V247H219V249H217V250H215V254H216V258L217 259H219V258H222L224 261H223V264H226V263H228V264H238L240 261L241 262H243V264H255L256 263V261L260 258V255L262 254V253H264V246H263V244L264 243H260V244H257V243H259L260 242V240L262 241H264V235H262ZM81 234V232L79 233V235ZM219 234V233H218ZM217 233L215 234V237H219V235H218ZM95 235H98V236H96V238L97 237H101V235H102V232H100V230H97V233L95 232ZM198 235V236H197ZM199 237V238H198ZM99 238H97V242H98V240H99ZM31 239V238H30ZM206 239V240H205ZM236 239V238H235ZM111 240H114L113 238H111ZM208 240V241H207ZM141 242H143L142 240H141ZM210 242V241H209ZM252 242L254 243H256L255 245H251L252 244ZM151 243H155V245H153L152 246V244ZM171 244L172 243V245L173 246H171V245H169V244ZM197 243H199V244H197ZM204 243V242H203ZM205 244V243H204ZM217 244H218V242H217ZM240 244H238L237 246H239ZM164 245H166V247H164ZM169 245V246H168ZM104 246V245H103ZM210 246V245H209ZM218 246H219V244H218ZM18 247V248H17ZM199 247H201V246H199ZM198 247V248H199ZM244 247V248H243ZM254 247H256V249H254ZM202 248V247H201ZM221 248V249H220ZM104 249V248H103ZM247 249V250H246ZM100 250V248H98L97 247V251H98V253H96V255H93V262H91L90 264H121V262L123 261V258H120V259H115V257H110L108 254H106L104 251H99ZM242 250V251H241ZM249 250V251H248ZM252 250H253V252H252ZM224 251V252H223ZM196 255V254H195ZM213 255H214V253H213ZM251 255H253L252 257H251ZM118 256H119V254H118ZM117 256V257H118ZM140 256V255H139ZM170 256V257H169ZM169 257V258H168ZM248 257V258H247ZM251 257V258H250ZM114 258V259H113ZM222 259H221V261H222ZM228 259V260H227ZM17 260V259H16ZM15 260V261H16ZM139 260H140V258L138 257L136 260H134L135 261V263L137 264V263H139ZM158 260V261H159ZM174 260V261H173ZM48 261V260H47ZM50 261V260H49ZM52 261V260H51ZM206 261V260H205ZM210 261H212L211 259H210ZM172 262V263H171ZM52 263V262H51ZM51 263H49V264H51ZM200 264H204V261L202 262V263H200Z\"/></svg>","mask_w":264,"mask_h":264},{"label":"water","instance_id":"water-1","mask_svg":"<svg viewBox=\"0 0 264 264\" xmlns=\"http://www.w3.org/2000/svg\"><path fill=\"white\" fill-rule=\"evenodd\" d=\"M68 1L69 0H48V3L52 4V6L50 7L51 12L52 11L57 12L56 10L57 8H59V10L61 11L63 10L66 11L67 9L68 11L63 12L62 15H64L65 13L70 16H73L71 17V24H70L71 27L69 29L70 31L64 30L62 32H59V36H56L55 34L51 33L52 35L50 34L49 36L52 37L53 40L52 42L49 43L50 44L52 43L53 47H62V45L69 44L68 46L71 47L72 50V51L70 50L69 52L71 53L70 55L75 56L78 60L80 58V61H76V63L74 61V63L72 64L71 60H68L66 66L68 67V65L69 66L71 65L72 69L75 68L76 71L73 70L71 71L72 76H70V72L68 74H65V76L63 77L56 75L58 79V81H56L54 77L48 78L49 72L50 75H53L52 73L53 69H51L48 66L47 71H43V74L41 75L43 79L46 78V80H44V83L42 82V85L41 83H39L38 81H34L33 79L29 83L27 81L25 83H19V86L17 85V87H7V85H9V83H7L8 82L7 80L4 81L5 85L3 83V86H5L4 90L6 92V95L12 98L13 104L12 103L10 105L8 104V107H4L2 108V110H0V153L10 156L11 158L15 159L18 163V156L24 155L25 150H28V152L30 151L29 154L27 153L25 154L26 155L25 157L26 158L31 157L32 160L29 159L27 163H22V166L20 167L21 170L25 173V176L27 177L33 175L34 169H39V167H41L38 165H40L42 161L51 162L54 156L52 154L54 153L55 149L59 150V147H61V143L59 144V139L58 138L56 139L57 136L54 134L57 128L56 129L53 128L52 121L54 119V115L59 110L60 101L62 99L64 100L65 98L64 94L68 92H74L75 94L74 96H76V100L78 102L81 98V95H83V97L87 96L86 94L89 86L88 78L91 77L89 72L93 69L96 60L106 58L107 55L110 57L111 55H116L117 57H121V59L125 58L121 46L123 47V45L126 46V44H130L131 40H130V36L126 37V39L123 38L119 39L120 33L123 32L126 33L125 31L130 30L132 27L127 26L130 24V20L132 21L138 20L139 18L138 15L140 13L143 14L144 12V10L139 9L138 7H136V9L132 8V6L123 7L122 2L123 5L126 2L124 0L122 2H120L119 0H94V2L97 5L104 7V10H106L104 11V14L101 11H99V14L102 15H97L95 12L89 11L87 9L83 11L82 9H80V7H77L78 10H76V8L71 7L72 5L71 3H68ZM55 6H57V8H55ZM83 13H87V15H82ZM76 18L77 19L81 18L82 20L81 24L87 26L88 30H86V32L85 31L83 32V30L85 29L81 28L78 25L77 27H75L76 24L74 23V20ZM3 26L4 24L2 25V27ZM75 28H78V30L80 29L82 30H80L81 32L77 41L73 42L71 38L72 36L71 33L75 32L76 30ZM126 28L128 30H126ZM99 29L104 30L102 37L101 34L98 35ZM1 32L2 30H0V34ZM57 33L58 32L56 30V34ZM85 35L86 36L90 35V39H86L84 37ZM126 35L128 36L129 34L126 33ZM115 39H117V41H115ZM62 42L65 44H62ZM17 45H18V41L12 47V50L18 47ZM33 45H37V44L33 43ZM32 53L30 55L26 54V56L29 55L28 58L29 68L34 66L36 71L40 73L42 69H40L38 63L35 64L33 62L31 56ZM14 56L19 58L20 55L19 56L14 55ZM22 62L24 66L26 63H24V61ZM44 64H46V62ZM11 65L15 66L16 64L13 62ZM107 65L105 64V66ZM8 66L9 64L7 65V67ZM103 67L104 65L101 64L97 71L102 76L105 75L106 73ZM23 69H19L16 71L17 72L16 78H18L17 79L18 81L20 80L22 81L23 79H25L24 78L25 75L23 74V72H21ZM46 73H48V76ZM70 80H72L73 82L72 89H70L68 84ZM61 95L64 96L60 97ZM72 104H73V108H75L73 101ZM18 120H20V123H18ZM25 121H28V124L31 126V129H28L24 126ZM7 125L9 126L6 127ZM33 128H36V131H33L32 130ZM40 130L42 132V135H39L38 138V133ZM89 134H90L89 131H87V134L83 132L81 134V141L78 147L79 154L78 155L76 154V158L78 161L76 160L77 162L73 167L75 172L72 171L70 174V176L72 175L71 184H74L79 179V177H77L78 176L77 173L81 172L82 170L81 165L84 162L83 159L84 156L86 155L85 146L87 143L89 146L91 141V140L86 141L89 138ZM23 135L25 139L23 138ZM69 145H70L69 142L68 144L65 143L64 147L62 148L63 151H67V153H69L70 152ZM38 146H40L39 151L36 148ZM91 161L94 164V158L91 157ZM236 167L238 166L236 165ZM53 168H54L53 166L50 167V171L51 169L53 170ZM4 169L7 172L6 168ZM16 174H17L16 171L13 172L12 174H9L10 176L9 179H12L13 181L12 182L13 184H10L9 187H12L16 184L17 182ZM4 182L5 181H2V185H0V190L2 191H4L7 188L8 180H6L5 184ZM18 208H21V206H18ZM26 214L29 213H26L25 210L21 212L22 216ZM95 225H93V227ZM35 227L34 224L32 223L31 229L27 233H23L24 231L22 229L21 230L17 229L14 232L10 233L13 242L16 243L15 245L22 243L23 242L22 240L26 238L27 235L28 237H31L30 239L31 241L27 240L24 244L25 247L22 250V252L19 254V256L14 259L13 263H7V264H21L23 262L24 264H32L34 261L38 259V255L43 251L44 246L50 239L49 238L50 236L47 238L45 237L46 235L49 234L48 233L45 236H43L45 237V240L44 241L41 240V238L37 237L36 233L34 232ZM95 229L96 228H92L91 230L92 235L91 236L88 235V239H87L88 241L85 242L84 243L85 246H83L86 255L88 257V262L90 261L87 264L93 262V256H91V252L93 251L92 248L94 247H91L90 244L94 239V237L92 236H93V231ZM95 232L97 233V229ZM238 264H243V262L240 261Z\"/></svg>","mask_w":264,"mask_h":264}]
</instances>
